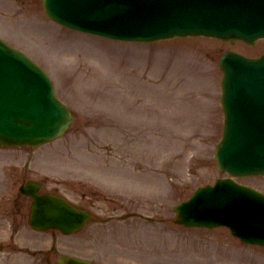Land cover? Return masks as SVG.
<instances>
[{
    "label": "rangeland",
    "instance_id": "1",
    "mask_svg": "<svg viewBox=\"0 0 264 264\" xmlns=\"http://www.w3.org/2000/svg\"><path fill=\"white\" fill-rule=\"evenodd\" d=\"M8 3L10 4L8 5ZM38 6V0H19L17 5L14 0H0V36L13 41L18 48L30 52L47 66L50 74L59 84L57 86L59 95L73 107L75 115L76 108L73 101L82 93V90L72 84L80 82L76 78L85 77L90 86H95V94L92 93L94 96H105V93L110 96L111 93H116L124 97L131 106L138 105L145 111L147 108L149 113L154 112L152 110L154 108V110L162 111V118L167 116L166 124H162L164 126L162 129L158 128L157 131L153 129L163 135V150L169 149L163 158L167 159L170 156L167 161H164L161 183L158 187L152 183L155 186L154 189L160 194L169 186L168 191L158 197V200H164L158 203L161 204L158 208H161L168 200L174 202L178 201V197L184 198L194 186L211 182L214 176L218 175L212 155L213 145L217 140L221 125L216 67V57L220 50L216 52L215 46H213V50L210 49L208 45L212 42L204 40L186 43L173 41L152 46L105 44L92 38L75 37L59 29L56 34L54 33L56 37H49L46 33L49 28L53 29V27L39 19ZM20 12L23 13L18 15ZM39 39H41V43H44V39L49 40L48 46L57 48L46 47L37 42ZM234 48L243 52L245 50L239 44ZM142 73H145L142 76L143 79L140 78ZM63 77L68 86H72L71 88L65 89L61 85ZM155 81L160 82L156 83ZM134 82L138 86V91L142 93L139 97L138 95H136L137 97L133 96ZM164 84L166 85L164 86ZM143 96L161 99L157 100L156 104L148 97L142 99ZM99 98L103 99L104 97ZM136 98L142 99V102L140 99L136 101ZM95 99L98 102V99ZM97 102L96 107H98ZM164 102L165 105H159ZM100 105L104 107L105 111L106 100H102ZM167 106L170 107L167 108ZM113 111L112 109L111 112ZM91 114L90 111H87V116ZM144 121L149 124L150 120L144 119ZM94 124L95 119H87L85 115L75 116L70 131L60 142L73 144L76 141V136L79 135L78 131H83L85 126L91 127ZM137 130H141V127L133 131L137 132ZM88 131L87 128L85 132ZM98 131L101 132V136H104L110 132V129L98 128ZM142 132L150 134V126L144 125ZM137 135L139 134L131 135L132 143L134 140L139 143L140 136L136 139ZM84 136L88 137L85 134ZM97 136L98 134H94L92 138L85 139L86 149L90 148L91 151L88 158L94 161L105 160L108 155L104 154V150L95 148V137ZM78 137L80 138V136ZM146 141L147 139H142L140 142L146 144ZM152 142L159 143L155 140ZM177 149L181 154L189 156L187 163L183 162L182 155L178 161H171L176 158ZM108 167L109 165L101 166L98 170L105 171ZM156 175L158 174L151 175V181L160 180V177H155ZM252 183L257 188L264 190V179H258ZM162 186V190L157 189ZM150 190L147 192L148 195ZM81 197L91 205L94 204L95 198ZM140 206L144 207L145 204L141 203ZM93 208H95V212L109 216L113 213V208H117V206L113 204L103 206L104 211L96 208V204ZM143 209L146 213L156 211L150 206H145ZM163 210H166V213L169 212L167 207ZM126 212L128 211L126 210ZM169 214L172 213L169 212ZM210 238H213L211 245L212 242L222 244L220 241L224 240V233L215 231ZM224 241L226 244L228 243L226 240ZM229 247L233 252L230 254L229 261L220 260L221 257L218 255L215 257L218 260L213 259L208 263L198 262L197 264H219L218 262L223 264L226 262H228L227 264H264V250L232 245ZM226 249L229 250V248ZM179 264L183 263L179 262Z\"/></svg>",
    "mask_w": 264,
    "mask_h": 264
},
{
    "label": "water",
    "instance_id": "2",
    "mask_svg": "<svg viewBox=\"0 0 264 264\" xmlns=\"http://www.w3.org/2000/svg\"><path fill=\"white\" fill-rule=\"evenodd\" d=\"M92 16L95 21L90 15L88 26L103 27L97 19H107L108 33H97L117 39L151 42L201 34H232L246 41L264 37V0H102L96 4ZM251 85L254 84H244L245 88ZM256 90L264 93V86L257 87ZM256 104L259 106L242 116L244 120L239 126L242 133L254 142L250 143L242 135L238 137L237 131L235 135V132L231 135L228 132L226 150L222 148L217 152V161L223 168L231 169V173L252 174L259 166L256 163L257 150L253 148L258 146L264 152V100L260 99ZM231 136L235 138L229 141ZM218 188L220 192L225 189L236 190L256 198L235 185H225V182ZM206 194L212 195L210 200L213 206H219L222 202L213 191ZM44 212L50 215L49 211L40 209L33 218L41 222V225L54 223V220L43 219Z\"/></svg>",
    "mask_w": 264,
    "mask_h": 264
}]
</instances>
